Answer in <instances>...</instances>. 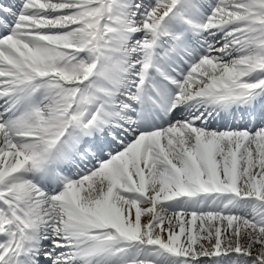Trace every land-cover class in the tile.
<instances>
[{
    "label": "snow or ice",
    "instance_id": "snow-or-ice-1",
    "mask_svg": "<svg viewBox=\"0 0 264 264\" xmlns=\"http://www.w3.org/2000/svg\"><path fill=\"white\" fill-rule=\"evenodd\" d=\"M0 264H264V0H0Z\"/></svg>",
    "mask_w": 264,
    "mask_h": 264
},
{
    "label": "bare ground",
    "instance_id": "bare-ground-1",
    "mask_svg": "<svg viewBox=\"0 0 264 264\" xmlns=\"http://www.w3.org/2000/svg\"><path fill=\"white\" fill-rule=\"evenodd\" d=\"M231 121H229V123H230Z\"/></svg>",
    "mask_w": 264,
    "mask_h": 264
}]
</instances>
